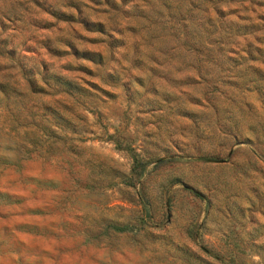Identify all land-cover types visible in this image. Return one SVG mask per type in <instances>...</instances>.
Returning a JSON list of instances; mask_svg holds the SVG:
<instances>
[{"label":"rangeland","instance_id":"1","mask_svg":"<svg viewBox=\"0 0 264 264\" xmlns=\"http://www.w3.org/2000/svg\"><path fill=\"white\" fill-rule=\"evenodd\" d=\"M0 83V264H264V0H0Z\"/></svg>","mask_w":264,"mask_h":264},{"label":"trees","instance_id":"2","mask_svg":"<svg viewBox=\"0 0 264 264\" xmlns=\"http://www.w3.org/2000/svg\"><path fill=\"white\" fill-rule=\"evenodd\" d=\"M78 13L80 11L78 10ZM85 24V23H84ZM20 68L23 72V74L26 76V80L29 85V89L32 92L37 91H43L44 87L42 85H39L40 83L48 84L49 78L52 79V82L57 84L62 90L71 93L74 89V84L68 80L67 78L61 77L60 75H57L55 73H48V70L46 67L43 66V69L41 71H35V67L31 66L30 68H27L22 61H19ZM0 87H7L6 85H3L0 83ZM3 92V91H2ZM5 93V92H4ZM117 230L122 231L124 230V227H116Z\"/></svg>","mask_w":264,"mask_h":264}]
</instances>
